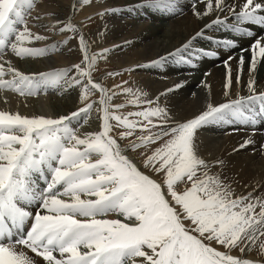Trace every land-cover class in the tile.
<instances>
[{"label": "snow or ice", "instance_id": "6c2138e0", "mask_svg": "<svg viewBox=\"0 0 264 264\" xmlns=\"http://www.w3.org/2000/svg\"><path fill=\"white\" fill-rule=\"evenodd\" d=\"M199 2L204 9L193 4L196 17L215 16L205 28L227 27L229 17L216 14L226 10L235 20L230 30L239 35L252 37L251 26H264V0L231 6L226 0ZM142 6L171 13L179 3L144 0ZM35 8L36 0H0V89L21 96L72 89L84 106L57 118L0 110V264H259L233 252L258 248L264 255V194L257 195L255 188L237 193L221 172L212 171L224 162L203 158L197 142L202 126L255 124L264 117V91L257 92L255 80L248 81L249 95L208 103L181 122L161 104L166 93L150 98L146 91L125 86L128 81L107 87L94 80L93 68L107 50L90 55L83 34L79 63L25 74L4 57H43L57 47L30 46L49 38L29 27V17L41 19L32 16ZM41 27L79 31L60 20ZM203 35L204 29L197 31L168 55L190 64L181 52ZM223 46L236 44L228 40ZM241 52H250L251 77L264 61V35L253 37L250 48ZM164 59L153 61V66ZM232 59L223 62L225 96L233 83ZM245 63L240 55L236 83ZM114 75L119 73H108ZM97 93L98 99H92ZM121 94L125 101L114 102ZM94 105L101 114L99 130L78 134L72 122H79ZM128 106L136 110L122 111ZM112 214L117 218H108Z\"/></svg>", "mask_w": 264, "mask_h": 264}, {"label": "bare ground", "instance_id": "6f19581e", "mask_svg": "<svg viewBox=\"0 0 264 264\" xmlns=\"http://www.w3.org/2000/svg\"><path fill=\"white\" fill-rule=\"evenodd\" d=\"M178 3L179 7L176 11L170 13L144 7L142 6L144 0H36V8L32 11V16L39 14L41 19L34 22L29 17V27L32 31L49 38L34 42L32 46L52 48L56 45L57 47L49 54L38 57L39 62L44 63L45 67L55 69L69 68L82 59L79 47V35L82 33L90 45V55L104 53V50H107L104 56L98 57L96 63L106 58L118 67H122L121 74L132 81V86L146 91L150 98L166 93L160 97V102L166 105L175 121L182 122L194 117L204 110L208 103L218 105L237 95H249L247 85L250 78L255 80L257 92L264 91V61L258 63L256 71L250 77L247 63L250 60V52H241V49L250 48L253 37L264 35V26L260 29L251 26L249 30L253 34L252 37L239 35L230 30L235 20L226 10L224 13L217 11L216 14L221 19L225 16L229 17L227 27L218 25L205 28L215 16L198 18L194 15L192 7L196 4L197 9L203 10V3L199 0H178ZM226 3L230 6L237 5L242 4L243 0H226ZM236 11H239V8ZM101 12L106 14L103 16L98 14V24L94 29H86L83 16ZM56 20L62 21L63 24L71 22L79 31L73 34L58 30L48 31L41 27L51 25ZM201 29H204V35L193 41L190 48L181 52V55L191 60L190 64L180 63L178 58L168 55L181 48ZM228 40L234 41L236 46L234 48L223 46V42ZM8 55L11 56L14 67L26 74L45 71L42 67H38V64L32 65L31 60L22 58L21 60L11 53ZM240 55L244 56L246 63L240 82L236 83V69ZM229 56L233 57L229 61L233 83L229 96H225L227 69L223 62L228 60ZM161 57L165 58L164 61L153 66L152 62ZM25 63H29L32 68H27ZM100 81L107 87L120 84L119 79L113 80L107 76L100 77ZM177 84H181V87L175 88ZM170 88L173 91L168 92ZM6 91L8 95L0 93V110L18 111L28 116L39 115L36 104L40 101L36 103V98L21 96L9 89ZM65 92L67 91H63L62 94ZM71 93L74 95L73 98L69 97L70 100L65 97L66 94L55 96L54 92L53 96L52 93L48 96L49 98L43 95V98L40 97L41 103L49 107L51 111L48 113L49 115L51 113L53 118L70 115L71 112L82 107L78 91ZM118 100H121L119 96L114 98V101ZM97 107L98 105H94L93 109L97 110ZM258 108L259 105H255L254 111ZM96 113L99 118L101 114L98 111ZM92 130L85 129L83 134L94 132L95 129ZM249 140L252 142L241 147ZM197 142L203 158L224 162L223 166L217 165L212 171L221 172L237 193L247 194L255 188L257 195L264 194V117H258L255 124L237 122L202 126L197 130ZM130 155L134 154L130 153ZM40 186L43 187L42 182ZM108 218H116V216L112 214Z\"/></svg>", "mask_w": 264, "mask_h": 264}, {"label": "rangeland", "instance_id": "374dc122", "mask_svg": "<svg viewBox=\"0 0 264 264\" xmlns=\"http://www.w3.org/2000/svg\"><path fill=\"white\" fill-rule=\"evenodd\" d=\"M97 16V17H96ZM86 17V18H85ZM97 18H98V13H95V14H92V13H90V14H85L84 16H83V19H84V21L83 22H85L86 24H85V28L86 29H94V27L98 24V21H97ZM132 18V17H131ZM81 22V21H80ZM94 22V23H93ZM93 23V24H92ZM82 34V33H81ZM30 46H32V45H30ZM89 53H90V50H89ZM6 57H9V59L7 58L6 59ZM6 57H4L5 58V60H10L11 62H12V59H11V56L10 55H6ZM21 59V58H20ZM23 60H27L28 59V61H30L31 60V63H32V65L34 64V65H37L38 67H42V69H45V71H42V72H48L49 71V69L48 68H50V69H52V70H50L49 72H51V71H53V70H59V68H54V67H45V65H44V63H41V62H39V60H38V57L36 58V57H31V58H22ZM21 59V60H22ZM108 63V64H107ZM13 64V66H15L14 65V63H12ZM25 66L27 67V68H29V69H31L32 67H30L31 65H29V63H25ZM19 69V68H18ZM47 69V70H46ZM20 70V69H19ZM109 72H112V73H119V75H114V76H108V73ZM123 71H122V67H118L116 64H113L110 60H108V59H101V60H99V62L98 63H96V65H95V67L93 68V79L94 80H98V81H100V77H105V76H107L108 78H112L113 80H117V79H119V81H120V84H122V82L123 81H128V85H125V86H132V81L127 77V76H124L123 74H121ZM26 74V73H25ZM101 82V81H100ZM133 88H134V90L136 89L134 86H132ZM56 90V91H55ZM62 91L61 89H52V90H49V91H47V92H45V93H40V94H38V96H28L29 98H31V99H37V101H36V103L37 102H39V104L37 103L36 104V108H37V110L39 111L38 113H39V115H45V116H47V117H51V113H50V115H49V113H48V111H51L50 109H49V107H46L45 105H43L44 103H41V98H43V95H45L44 97L46 98H49L48 96H53L54 95V92H55V96H64L65 94V97H67V98H73L72 96L74 95V93L72 94L71 92H74V90H72V89H68L67 90V92H65V94H62V92H60V91ZM6 90L5 89H0V93L1 94H6V95H8L7 94V91L5 92ZM3 92V93H2ZM47 93V94H46ZM52 93V94H51ZM51 94V95H50ZM98 96H99V94L97 93L95 96H93L92 97V99H97L98 98ZM41 97V98H40ZM120 97V101L118 100V101H114V102H124L125 101V99H126V97L122 94V95H120L119 96ZM40 98V99H39ZM70 98L68 99V100H70ZM90 102V101H89ZM1 106V105H0ZM45 106V107H44ZM81 106L83 107L84 106V102L82 101V104H81ZM96 109V108H95ZM95 109H92V113L90 112V113H88V115H81L79 118H78V120H79V122H77V121H73L74 123H72V127H74V128H76V129H78L79 127H80V129H82L81 131H80V129H78L79 131H78V134L81 132V134L80 135H83V130H85V129H90V131H93L92 129H95V130H99V125H100V119L98 118V115H97V110H95ZM43 110H44V112H43ZM46 110V111H45ZM131 110H136L135 109V107L134 106H128L127 108H125V109H123L122 111H131ZM40 112H41V114H40ZM93 114V115H92ZM53 118V117H52ZM92 121V122H91ZM77 123V124H76ZM75 124H76V126H75ZM92 124V125H91ZM74 125V126H73ZM84 126V127H83ZM87 126V127H86ZM94 126V127H93ZM91 127V128H90ZM97 127H98V129H97ZM85 128V129H84ZM94 130V131H95ZM134 154V153H133ZM135 155V154H134ZM139 163H140V161L139 160H137ZM137 162V163H138ZM138 163V164H139ZM141 166V168L143 167L142 166V164L140 165ZM115 215V214H114ZM116 216V215H115ZM116 218H117V216H116ZM252 253V254H251ZM233 255H243L244 256V258H247V259H251V260H254V261H258L259 262V264H264V255H261V254H259V251H258V248H253V250H251V251H246L244 254H240L238 251H234L233 252Z\"/></svg>", "mask_w": 264, "mask_h": 264}]
</instances>
